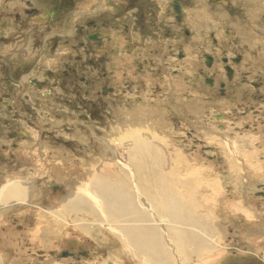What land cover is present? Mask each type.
I'll return each instance as SVG.
<instances>
[{
  "label": "rangeland",
  "instance_id": "1",
  "mask_svg": "<svg viewBox=\"0 0 264 264\" xmlns=\"http://www.w3.org/2000/svg\"><path fill=\"white\" fill-rule=\"evenodd\" d=\"M152 1L155 2L156 0ZM164 1L168 6L172 3V0ZM115 5L123 9L129 8L119 0H115ZM184 5L188 16L191 18H187L184 27L191 31L189 34L192 37H187L184 34L183 36L187 39H181V46L187 47L186 45L194 40L195 35L196 37L206 38L210 32H213L219 42H222L221 46L225 44L224 51L214 52L212 45L204 43V41L205 50L203 54H212L217 60L221 56L233 57L240 54L235 49L242 43L244 48L249 49L247 57L249 62L255 65L254 75L257 71V65L262 70L263 64L256 63L252 52L255 51L254 49H260L264 52V0H186ZM227 8L229 12L224 11ZM137 13V11H134L124 18H131ZM250 13L252 14L249 15ZM116 14L113 12L110 17ZM197 14L203 15V17L208 16V19L201 24L202 16ZM199 18H201V21ZM224 18L226 23L223 25L222 20ZM209 19L215 23L211 22L212 25L209 24ZM244 24L251 26L258 24L261 27L260 30L263 33H256L260 35L259 40L254 32L247 31L251 27L246 30ZM226 27L230 30H226ZM203 28L204 31H202ZM134 29L132 28L128 34L123 33L121 28L119 31H115L114 28L110 32L104 31L107 39L112 42L115 48L114 55L109 59L110 63L106 65L110 77L106 84L111 88L110 85L114 81L115 92L112 96L111 93L107 95L105 107L96 109L94 105L91 107V104L87 107V111L84 110L85 107H81V112H79L78 107L72 105L79 101L83 102L84 98L83 96L75 97V94L68 89V95L62 98V100L67 99L69 101L68 107H64L61 99L56 98L60 104L52 98L57 103L56 107H38V109H35L37 115L44 111L51 113V116L47 118L31 116L32 121L29 120V123L24 121L25 124H29L27 127V132L29 131L27 140L37 141V145L32 146L34 149L29 147L31 153L26 154V160L22 158L24 161H19L15 156L21 151L20 147H17L18 150L15 149L16 147H10L11 150H9L8 143L10 142H6L2 144L7 145L8 148L1 151L0 146L1 152L9 151L14 154L13 157H10V154H6V157L0 156V188L6 184L2 180L3 178L9 181L17 178L14 175L10 176L9 179L4 177L7 176V173L11 174V172L16 171L26 178L27 182L35 181V184L39 183L44 186L42 192L33 191L38 195L40 193L38 199L33 200V193L31 199L24 196L26 199H23L26 203V205L22 204L24 206L16 203L11 204L9 209H7L8 207L2 209L3 206L6 207L10 203L3 204V202H0L1 212H15L12 214L5 213L0 221L2 233H8L6 238L4 237V240H1L0 263L264 264V196L262 195L264 194V118L253 117L255 116L253 112L247 118L241 114L242 110L240 108L236 109L237 111H232L234 107H218V105L210 103V98L214 95L215 90L207 87L205 90L202 83H200L204 78L202 73L205 71L200 53L196 54L192 51L199 64H190L188 60L176 63L178 66L182 65L181 67L185 71L184 75H179L180 77L177 76L178 71L168 74L171 72V64L167 70L162 71L161 58L163 50L161 47L159 48L162 55L158 57L155 53L158 51V44L154 45V41L158 37H151L148 40L147 45L151 48L149 56H143L147 55L145 50H140L142 46H139L143 42V34L141 31L136 33ZM195 29H198V31L200 29V35ZM193 34L195 35L193 36ZM166 40L169 42L164 41V43L171 44L178 54L176 42H171L170 39ZM172 41H175V39ZM133 45L139 46L136 49L140 53L137 50L136 54L133 52ZM150 45L153 46L150 47ZM192 58L194 59V57ZM146 59H149L150 62H145ZM172 59L173 62L179 60L176 56ZM106 63L107 61L103 63V66ZM190 65L194 69L186 72L191 67ZM138 69L141 71L140 73ZM100 70L101 67L89 65L87 68L88 79L95 77L92 81L96 80V76L101 75ZM199 73L200 80L194 81L191 79ZM143 78L146 79L143 81L144 83L142 82ZM185 78H188V80L186 81ZM115 81L118 83H115ZM138 81L142 82L143 87L149 92V96L146 94L148 105L139 107L137 105L141 103L143 98L131 101V99H134V95L140 96L135 93V89L136 91L142 90V87L137 83ZM172 83L177 86L173 90L175 92L170 91ZM100 87L101 85L97 83L92 88L95 90L88 91L83 87L81 91H88L87 97L94 99V94L99 89L101 92ZM122 89H124V92H122ZM161 90H165L167 96L169 95L167 104L161 103L158 101L159 98L156 99L152 95L153 92H160ZM178 95L180 96L178 97ZM200 97L208 101H201ZM132 102L136 103L131 104ZM87 105H89L88 102ZM165 105L167 107H164ZM91 109L97 110L99 115L93 117L90 112ZM136 109H145L143 113H150L148 114L149 117L142 118L145 114L141 113L139 116L143 120L133 119V111ZM261 111L264 114V107ZM126 112L132 115H121V113ZM224 112H232L233 115L223 114ZM80 114L85 115L86 118L82 119ZM124 117L128 119L126 120ZM156 119H159L160 123ZM49 122L50 124L46 126ZM34 123L38 126L36 127ZM22 129L24 127L19 130L22 131ZM125 129H128L127 132H125ZM49 130L51 131V138L42 135V133L44 134ZM138 133H141V138H134ZM149 138L150 140H148ZM148 141H150L151 146ZM53 150L59 151V155L51 153ZM42 152L45 153V156L46 153H51L53 156L47 160L41 154ZM135 157L150 158V161H146V163H150L149 165L156 163L147 171V175L153 183L143 184L144 189L149 188L148 193L152 196L151 200H146V197L142 194V174L133 160ZM22 172L27 174L24 175ZM133 178H136L140 187L142 198H138L139 201L163 203L171 211L170 198L168 199L169 196L165 197L169 182L177 187L178 195L183 198V201L193 208L192 220L194 226L184 220L183 213L176 209H174V212L171 211L172 217L165 221L167 226L165 223V225L161 224L160 226H158L159 223L150 224L151 228L158 229L163 235L165 248L161 258L151 256L150 254H153L155 250L147 245H141L130 256H125L122 253L118 254L121 250V242L118 238L120 236L125 237L122 240V244L125 245L124 252L130 250L127 245L131 246V240L133 239L132 234L128 236L126 233L127 230L128 232L132 231L125 224L127 219L125 217L121 218L120 224L115 226L116 223L101 212L94 217V212H97L98 208L95 210L96 203L92 197L94 194L90 188L95 181L106 185L104 182L106 180L108 184H114L117 187L116 180L125 192L131 194L132 205L135 210H139L134 204ZM51 183L57 184L53 191H51ZM73 186H78L81 191L77 193ZM106 186L112 189L110 186ZM60 187H64V195L57 192ZM156 188L160 189L161 198H158L156 194H151V190ZM171 191V193L169 191L170 195L175 194L174 197L177 198L176 189L173 188ZM53 194H57L56 198L63 197L62 199L65 200L61 203L63 210H60L61 213L56 216L50 214L51 210L48 209V206L51 208V200H54L50 198ZM77 194H80V196H77ZM191 199L193 200L191 201ZM80 200L84 203L79 202ZM190 202L191 204H189ZM17 204L19 206L14 208L13 206ZM90 204L94 206L95 211L88 207V205L91 206ZM65 205L72 207H66ZM20 210L23 211L20 212ZM18 211L19 213H16ZM149 214L151 221L160 222L156 209L149 207ZM108 220L114 225L111 224L114 228L113 231L108 226ZM183 222L185 225H181ZM177 223L180 224V227L176 230L181 233L182 239L186 243L180 242V239H175L176 234L169 236L170 230L169 232L166 230L169 224ZM187 234L188 237H194L192 241L186 239L185 235ZM158 245L160 246V240ZM94 246L96 247L94 248ZM67 251L74 254V257H72L74 259L65 260L61 256L56 258L54 256V253L59 254Z\"/></svg>",
  "mask_w": 264,
  "mask_h": 264
},
{
  "label": "flooded vegetation",
  "instance_id": "2",
  "mask_svg": "<svg viewBox=\"0 0 264 264\" xmlns=\"http://www.w3.org/2000/svg\"><path fill=\"white\" fill-rule=\"evenodd\" d=\"M119 2L126 4L129 8L123 9L116 6L115 0H0L1 151L8 148L7 145L2 144L6 142H13L10 147H19L17 145H20L28 136L27 127L29 124H25V122L32 121L31 116L39 118L51 116V113L44 111L37 115L35 109L56 107L57 103L53 100L57 101L56 98L62 100L68 95V89L75 94V97L83 96L84 98L83 102L79 101L72 105L78 107L79 112H81V107H85L84 110L87 111V107L91 104V107L94 105L96 109L105 107L107 95L111 93L112 96L115 92L114 81L110 85L111 88L106 84L110 78L106 65L110 63L109 59L114 55L115 48L112 42L107 39L104 31L110 32L113 28L115 31H119L121 28L125 34L130 33L132 28H135L136 33L141 31L143 42L139 45L142 46L140 50L147 52V55L143 56H149L151 48L147 43L151 37L157 36L166 42H169L166 39H170L171 42L177 43V47L179 46L177 50L179 61L185 59V46H181L180 41L182 38H186L183 36L184 34L187 37H192L189 34L191 31L184 27L189 17L184 5L186 0H172L170 6L164 0L155 2L152 0H119ZM134 11L138 13L131 18H124ZM224 11L229 12V9H224ZM113 12L117 14L110 17ZM201 16L203 22L200 23L203 24L208 16L207 19L203 15ZM211 22L215 23L209 19V24L212 25ZM225 23L226 19L224 18L222 24ZM258 28L261 29V27ZM196 32L200 34L198 29ZM260 32L263 33L262 30ZM210 33L207 35L208 39L198 38L193 34V36L195 35L194 40L186 45L191 49L190 55L194 57V64L199 63L192 51L201 54L205 71L202 73L204 78L200 83L205 90L207 88L215 90L214 95L210 98V103L218 105V107H234L232 111L240 108L241 114L245 117L253 112L255 115L253 117L263 119L264 114L261 110L264 107V56L262 50L254 49L255 51L252 52L256 63L263 64L262 70L257 65L254 75L255 65L249 62L247 57L249 49L242 47L241 42L235 49L240 54L233 57L221 56L217 60L212 54H203L204 43H210L214 52L224 51L225 44L221 46L222 42H219L215 33ZM173 39L175 41H172ZM240 40L242 41L241 36ZM157 44L159 47L155 53L160 57L162 52L159 48L162 43ZM139 46H132L135 54L136 50L138 51L136 47L139 48ZM152 46L150 45V47ZM138 53L140 52L138 51ZM142 53L144 54V52ZM105 61L107 63L103 66ZM145 62H150V60L146 59ZM89 65L101 67V75L98 74L94 81L92 80L95 77L88 79L87 76ZM111 74L113 75L112 72ZM199 76L195 74L191 79L198 81L200 80ZM185 80L187 81L188 78ZM97 83L101 85V92L100 89L97 90L98 94H94V99H89L88 91L95 90L92 88ZM115 83L118 82L115 81ZM92 85L94 86L91 87ZM81 86L88 91H81L83 88ZM162 92V90L153 92L152 95L156 99L159 97L158 101H161L165 98ZM135 93L140 96L134 95V99L131 101L143 98L137 107L144 105L147 95L142 90L136 91L135 89ZM199 99L208 101L201 97ZM62 101L64 107H68L69 101L67 99ZM165 102L167 104V101ZM51 103L53 104L51 105ZM90 112L93 117L99 115L97 110L91 109ZM81 117L82 119L86 118L85 115ZM49 124L50 122L46 126ZM35 126L37 127L38 124ZM23 127L22 131L19 130ZM42 135L51 138V131L44 132ZM1 151L0 156L3 157H6V154H10V157L14 155L9 151Z\"/></svg>",
  "mask_w": 264,
  "mask_h": 264
},
{
  "label": "bare ground",
  "instance_id": "3",
  "mask_svg": "<svg viewBox=\"0 0 264 264\" xmlns=\"http://www.w3.org/2000/svg\"><path fill=\"white\" fill-rule=\"evenodd\" d=\"M196 11V10H195ZM186 13V12H185ZM188 13V12H187ZM185 15V14H184ZM187 15V14H186ZM197 15H199V14H197ZM188 16V15H187ZM193 16V15H192ZM190 18V17H189ZM194 18V17H193ZM191 19V18H190ZM197 19V18H196ZM200 19V21H201V18H199ZM206 19H207V17H206ZM199 21V20H198ZM189 22H190V20H189ZM193 22V21H192ZM201 22H203V20L201 21ZM190 24H193V23H190ZM198 24V23H197ZM186 26V25H185ZM196 26V25H195ZM209 26V25H208ZM208 26H207V28H208ZM189 29V28H188ZM204 29V28H203ZM203 29H202V31H203ZM197 29H195V31H196ZM211 30V29H210ZM209 30V31H210ZM199 31H200V29H199ZM194 33V32H193ZM200 33V32H199ZM212 33V32H211ZM210 33V34H211ZM200 35V34H199ZM201 35H202V33H201ZM204 35H205V33H204ZM200 37V36H199ZM198 37V38H199ZM207 38V37H206ZM159 42H161L162 43V46H161V49L163 50V56H162V58H161V68H162V71H164V69L165 70H167L168 69V67L170 66V64H171V72L170 73H168V74H172L173 72H175V71H178V75L177 76H179V75H184V73H185V71H183V69H182V65L181 66H178L176 63L177 62H179V60H175L174 62H173V57H177L178 58V54H179V52H178V54L176 53V51L172 48V46H171V44H169V43H164V41L163 40H161L159 37L157 38V39H155V41H154V45H155V43H159ZM181 42V41H180ZM186 42V41H185ZM196 42V41H195ZM188 43V42H187ZM163 44H165L164 46H163ZM175 45L177 46V43H175ZM179 45V44H178ZM193 45H195V44H193ZM159 47V46H158ZM179 47V46H178ZM189 47H191V46H189ZM243 47V46H242ZM190 49V48H189ZM189 49L187 48V47H185L184 48V54H185V59L184 60H182V61H185V60H188L189 61V63L190 64H193V63H195L194 62V60H193V58L191 57V55H190V51H189ZM195 51V50H194ZM197 52V51H196ZM183 54V53H182ZM183 59V58H182ZM209 60V59H208ZM187 61V62H188ZM191 66V65H190ZM195 67V66H194ZM175 68H177V69H175ZM191 69H194L192 66L189 68V69H187L186 70V72L188 71V72H190L191 71ZM169 71V70H168ZM164 73V72H163ZM165 74V73H164ZM192 75V74H191ZM146 76V75H145ZM170 76V75H169ZM186 76V75H185ZM193 76V75H192ZM199 76V75H198ZM147 77V76H146ZM180 77V76H179ZM194 77V76H193ZM148 78H151V79H153L152 77H148ZM170 78V77H169ZM176 78H178V77H176ZM183 78V77H182ZM199 78V77H198ZM155 79V78H154ZM234 79V78H233ZM144 80H146V79H144L143 78V80H142V82L144 81ZM159 81V80H158ZM169 81H170V79H169ZM195 81V80H194ZM236 81V80H235ZM142 82H137V83H139V85L142 87V92H144L145 94H147L148 96H149V92L146 90V88L145 87H143V85H142ZM168 82V81H167ZM179 82V81H178ZM218 82V81H217ZM144 83V82H143ZM157 83V82H156ZM151 84V83H150ZM188 84V83H187ZM225 84V83H224ZM232 84V83H231ZM158 85V84H157ZM189 85H191V84H189ZM150 86V85H149ZM171 86H172V89H170V91H173V90H175V88L177 87L176 86V84L175 83H172L171 84ZM219 86V85H218ZM230 86V85H229ZM182 87H183V85H182ZM226 87V86H225ZM234 87V86H233ZM238 87V86H237ZM239 87H240V85H239ZM180 88V87H179ZM264 88V87H263ZM163 90V89H162ZM178 90H180V89H178ZM183 90V89H182ZM236 91V90H235ZM173 92H175V91H173ZM177 92V91H176ZM164 95H165V98L163 99V100H161L160 102L161 103H164L165 101H167L168 99H169V95L167 96L166 95V92H165V90L162 92ZM158 94H160V93H158ZM157 94V95H158ZM176 95V94H175ZM229 95V94H228ZM228 95H227V97H228ZM159 96V95H158ZM180 95H178V97H179ZM249 97V96H248ZM159 98V97H158ZM162 98V97H161ZM175 98V97H174ZM225 98V97H224ZM235 98V97H234ZM173 99V98H172ZM178 99V98H177ZM229 99V98H228ZM233 99V98H232ZM174 100V99H173ZM179 100V99H178ZM236 100V99H235ZM182 101V100H181ZM180 101V102H181ZM233 101V100H232ZM179 102V101H178ZM166 103V102H165ZM188 103V102H187ZM237 103V102H236ZM181 104V103H180ZM145 105H148L147 104V100H146V103L144 104V105H140V106H145ZM150 105H151V103H150ZM187 105V104H186ZM229 105V104H228ZM231 105V104H230ZM234 105V104H233ZM258 105V104H257ZM184 106H185V104H184ZM189 106V105H188ZM235 106V105H234ZM173 107V106H172ZM187 107V106H186ZM191 107V106H190ZM188 108V107H187ZM189 109V108H188ZM143 111H145V109H136V110H134L133 111V116L132 117H134L133 119H136V118H139V119H142V118H147V116H148V114H150V113H148V114H146L145 112L143 113ZM237 111V110H236ZM240 111V110H239ZM185 112V111H184ZM145 114V116H143L142 118H140V114ZM195 113V112H194ZM246 113V112H245ZM196 114H197V112H196ZM195 114V115H196ZM223 114H227V115H233L232 114V112H224ZM121 115H128V116H130V115H132V114H128V112H126V113H121ZM193 116V115H192ZM224 116V115H223ZM149 117V116H148ZM125 118V117H124ZM231 118V117H230ZM247 118H248V116H247ZM258 118V117H257ZM118 119V118H117ZM126 120L128 119V118H125ZM226 119V118H225ZM245 119V118H244ZM130 120V119H129ZM143 120V119H142ZM157 121H158V123H160V121H159V119H156ZM236 124V123H235ZM116 125V124H115ZM226 125V124H225ZM167 126V125H166ZM259 126V125H258ZM107 127V126H106ZM112 127V126H111ZM133 127V126H132ZM224 127V126H223ZM236 127V126H235ZM134 128V127H133ZM103 129V128H102ZM179 129V128H178ZM126 131L125 132H127V130L128 129H125ZM131 130V129H130ZM136 131V130H135ZM128 133H130V132H128ZM125 135V134H124ZM154 135V134H153ZM125 136H127V135H125ZM132 138H133V136H132ZM134 138H141V133H138V134H136V136H134ZM162 138V137H161ZM157 139V138H156ZM164 139H165V137H164ZM148 140H150V138L148 139ZM158 140V139H157ZM160 140H162V139H160ZM165 141V140H164ZM13 143V142H12ZM11 142L10 143H8V145H9V147H10V145L12 144ZM148 143H149V145L151 146V143H150V141H148ZM166 143V142H165ZM168 143V142H167ZM156 145V144H155ZM167 145V144H166ZM17 146H19L20 147V149H21V151L19 152V154L18 155H16L15 154V156L16 157H18V159H19V161H24L22 158H24L25 160H26V154L28 153H30V150L27 148V147H25V146H20V145H17ZM157 146V145H156ZM261 146V145H260ZM159 147V146H158ZM154 149H156L155 147H153ZM17 150H18V148H16ZM19 149V150H20ZM158 149V148H157ZM57 150V149H56ZM161 151H162V149H160ZM164 152V151H163ZM51 153H55V154H58L59 155V151H51ZM160 154V153H159ZM164 157V156H163ZM155 159V158H154ZM238 159V158H237ZM134 162L136 163V165H137V168H138V170H139V172L142 174V177H141V184H142V189H141V191H142V194H144V196L146 197V200H151L152 199V196L148 193V190H149V188L146 190V189H144V187H143V184L144 183H153V181L150 179V177L147 175V171L151 168V167H153L156 163H152L151 165H149L148 163H146V161L148 162V161H150V158H143V157H135L134 159ZM144 161V163H142ZM28 168V167H27ZM8 171H9V169H8ZM11 172V171H10ZM9 172V173H10ZM24 175H26L27 173H25V172H22ZM12 175H14V176H16L17 178L16 179H14V180H12V181H10V187L8 188V190H10V193L12 194V197H13V204H16V203H21V205L22 204H24V205H26V203H24L25 201L24 200H26L25 199V197H29V199H31V194L33 193V191L34 192H42L43 191V188L42 187H44V186H42L41 184H37V188L35 187L36 186V184L34 183V182H29L28 181V183H29V187L26 189V190H22V188L24 187V186H26L27 185V179L26 178H24L18 171H16L15 173L14 172H11V174H8L7 173V176H4V177H6V178H8V177H10V176H12ZM19 177H21L20 179H19ZM37 180V179H36ZM104 182L106 183V185H108V186H110L112 189H110L109 187H107L105 184H103L102 182H99V181H95L93 184H92V186H91V188L90 189H92V192H93V194L94 195H92V197H93V199L95 200V203H96V206L97 207H95V210L98 208V211L96 212L95 210H94V206H92L91 204V206H89L88 205V207L91 209V210H93V211H95L94 212V217H96V215H98V214H100V212L101 213H103L104 215H107L106 217H108L109 219L111 218L115 223H116V225L115 226H118L119 224H120V219L121 218H123V217H125L127 220H126V222H125V224H126V226H127V228L129 229V230H131L132 229V231L131 232H128V230H127V235L128 236H130L131 234H132V236H133V239L131 240V246H129L130 248V250L128 251L127 250V252H124V250H123V248L125 247V245L124 244H122L123 242H122V240L125 238L124 236H118L119 238H118V240H120V242H121V246H120V251L118 252V254H124L125 256H130V254H132L133 252H136L138 249H139V247L141 246V245H144V246H148V247H150V248H152V249H154L155 250V252L153 253V257L154 258H161V254H162V250H161V247L158 245V243H159V240H160V236L162 235L159 231H158V229H153V228H151V226H150V224H156V223H159V225L158 226H160L161 224L163 225L164 223L166 224V226H167V223L165 222L166 220H168V219H170L171 217H172V212H174V209L180 204V203H182V205H183V207H184V211H183V216L186 218V219H188V221L190 222V223H193L194 221L192 220V214H193V211H192V206H190V205H188V204H185L183 201H180V200H178L177 198L176 199H171V197H173V196H171L170 197V209H171V211L169 210V209H167L165 206H164V204L163 203H159V202H153V201H139V200H135L134 199V204H135V206L139 209V210H135L134 209V207H133V205H132V200H131V194L128 192H125V190L122 188V186L115 180V182H116V184H117V187L114 185V184H108L107 183V181L106 180H104ZM53 183H55V182H53ZM196 183V182H195ZM170 183L168 182V190H170V189H172L173 188V186H170L169 185ZM57 186V184H52L51 183V191H53V188L54 187H56ZM59 186H61V185H59ZM58 186V187H59ZM74 187V189L77 191V193L79 192V191H81V190H79V188H78V186H73ZM180 187V186H179ZM183 187V186H182ZM68 189V188H67ZM73 189V188H72ZM81 189V188H80ZM177 189V188H176ZM49 190V189H48ZM63 190H64V187H60V190H58L57 192H59V193H63V195H64V192H63ZM70 190V189H69ZM179 190H180V188H179ZM195 190V189H194ZM184 191V190H183ZM196 191V190H195ZM194 191V192H195ZM172 191H170V193H171ZM189 192V191H188ZM26 193V194H25ZM37 193H33L32 194V196L34 195V198H33V200L35 199H38L39 197H40V193H39V195L37 194ZM59 193H57V194H59ZM169 193V192H168ZM35 194H37V195H35ZM57 194H53V195H51V197L50 198H53L54 200H51V208H50V206H48V209L49 210H51V212H49L50 214H52V215H57V214H59V213H61V211L60 210H63V205L61 206V203H63L65 200L64 199H62L61 197L58 199V198H56L55 196H57ZM72 194V193H71ZM151 194H156V196L158 197V193L153 189V190H151ZM81 195H83V194H81ZM185 195V194H184ZM25 196V197H24ZM68 196V195H67ZM77 196H80V194L78 195L77 194ZM83 196H85V195H83ZM89 196V195H88ZM91 196V195H90ZM89 196V197H90ZM70 197V196H69ZM82 197V196H81ZM80 197V198H81ZM160 197V196H159ZM158 197V198H159ZM193 197V196H192ZM49 198V199H50ZM83 198V197H82ZM161 198V197H160ZM24 199V200H23ZM62 199V200H61ZM72 200H73V198H71ZM77 199V198H76ZM195 199V198H194ZM211 199V198H210ZM57 200H59V201H57ZM193 199H191V201H192ZM28 201V200H27ZM48 201V200H47ZM57 201V202H56ZM70 201V200H69ZM88 201V200H87ZM86 201V202H87ZM107 201H109L108 203H107ZM197 201V200H196ZM45 202V201H44ZM79 202H83V201H79ZM92 202V201H91ZM66 203V202H65ZM69 203H71V202H69ZM84 203V202H83ZM153 203V204H152ZM193 204L195 203V201L194 202H192ZM68 204V203H67ZM75 204V203H74ZM189 204H191V202L189 203ZM24 205H22V206H24ZM33 205V204H32ZM31 205V206H32ZM82 205H84V204H82ZM87 205V204H86ZM19 205L17 204L16 206H14V207H18ZM21 206V207H22ZM43 206V205H42ZM66 207H72V206H68V205H65ZM74 206V205H73ZM100 206H101V209H100ZM44 207H46V206H44ZM43 207V208H44ZM79 207V206H78ZM145 209H143V208ZM149 207H152V208H154V209H156V211H157V213H158V215H159V218H160V222H163V223H160V222H156V221H151V217H150V214H149ZM156 207V208H155ZM199 207V206H198ZM34 208V207H33ZM40 209L42 210V208L40 207ZM103 210H105L104 212H103ZM195 210H196V208H195ZM31 212H32V210H30ZM60 211V212H59ZM41 212V211H40ZM36 213V212H35ZM54 213H56V214H54ZM62 213H63V211H62ZM119 213V214H118ZM48 214V213H47ZM49 214V215H50ZM190 214V215H189ZM195 214V213H194ZM63 219V218H62ZM106 220V219H105ZM50 222H51V220H50ZM106 223V222H105ZM107 223H108V226H109V228H112V230L111 231H113L114 230V228L112 227V226H114L113 225V223L110 221V220H108L107 221ZM111 224H112V226H111ZM164 224V225H165ZM213 223H211V225H212ZM157 226V227H158ZM213 226H214V224H213ZM160 228V227H159ZM166 228V227H165ZM211 228H213V227H211ZM215 228V227H214ZM217 228H218V225H217ZM219 228H220V226H219ZM142 229H144V230H149V231H146V234H143L142 233ZM169 229V228H168ZM160 230V229H159ZM175 232H176V234L177 235H179V236H181L182 237V235H181V233L179 232V231H177V230H175ZM218 232V231H217ZM6 236V235H5ZM13 237V236H12ZM6 238V237H5ZM8 238H9V236H8ZM139 238H141L140 240H139ZM168 239V238H167ZM210 239H211V237H210ZM1 240V239H0ZM4 240V239H3ZM51 241V240H50ZM178 241V240H177ZM180 241L182 242V243H186L185 241H184V239H180ZM5 242V241H4ZM3 242V243H4ZM174 242V241H173ZM7 243V242H6ZM162 243H163V245L165 246V244H164V242H163V240H162ZM4 245H5V243H4ZM34 245H35V243H34ZM186 245V244H185ZM188 245V244H187ZM96 246H94V248H95ZM35 248V247H34ZM92 249V248H91ZM112 249V248H111ZM179 249V248H178ZM45 250V249H44ZM82 250V249H81ZM84 250V249H83ZM181 250V249H180ZM179 250V251H180ZM50 251V250H49ZM57 251V250H56ZM171 251V250H170ZM29 252V251H28ZM84 252V251H83ZM88 252V251H87ZM91 252V251H90ZM93 252V251H92ZM115 252V251H114ZM10 253V252H9ZM64 253H66V252H60L59 254L57 253V254H55L54 253V256H55V258L56 257H58V256H61L62 257V254H64ZM67 253H69V254H71V256L69 255V257H64V259L65 260H67V259H74V258H72V257H74V254H72L71 252H68L67 251ZM81 253H82V251H81ZM94 253H96V252H94ZM116 253V252H115ZM177 253V252H176ZM179 253V252H178ZM53 254V253H52ZM183 254H184V252H183ZM50 255V254H49ZM93 255V254H92ZM16 256V255H15ZM91 256V255H90ZM11 257V256H10ZM23 257V256H22ZM29 257V256H28ZM122 257V256H121ZM170 257V256H169ZM18 258V257H17ZM63 258V257H62ZM94 258V257H93ZM102 258V257H101ZM100 258V259H101ZM128 258V257H127ZM166 258V257H165ZM83 259V258H82ZM105 259V258H104ZM153 259V258H152ZM176 259V258H175ZM21 260V259H20ZM107 260V259H106ZM118 260V259H117ZM122 260H123V258H122ZM133 260V259H132ZM157 260H159V259H157ZM12 261V260H11ZM14 261V260H13ZM17 261H18V259H17ZM22 261V260H21ZM35 261V260H34ZM98 261V260H97ZM147 261V260H146ZM160 262H161V260H159ZM162 261H163V259H162ZM96 262V261H95ZM105 262H107V261H105ZM156 262V261H155ZM175 262V261H174ZM14 263V262H13ZM12 263V264H13ZM92 263V262H91ZM131 263V262H130ZM76 264V263H75ZM104 264V263H103ZM106 264V263H105ZM156 264H158V263H156ZM182 264V263H181Z\"/></svg>",
  "mask_w": 264,
  "mask_h": 264
},
{
  "label": "crops",
  "instance_id": "4",
  "mask_svg": "<svg viewBox=\"0 0 264 264\" xmlns=\"http://www.w3.org/2000/svg\"><path fill=\"white\" fill-rule=\"evenodd\" d=\"M252 13H250L249 15H251ZM251 22V21H250ZM250 22H248V23H250ZM244 26H245V29L247 30V28L248 27H251L249 30H247V31H249V32H254L255 34L256 33H261L260 32V29L258 28L259 27V25L257 24V25H255V26H251V25H247V24H244ZM259 36L260 35H257L256 34V37L258 38V40H259ZM260 42H261V40H260ZM262 53H263V56H264V52L262 51ZM28 139V136L26 137V140ZM35 145H37V141L36 140H34V141H29V140H27V141H23L22 143H21V145L20 146H25V147H27L28 149H29V147L30 148H32V149H34L32 146H35ZM30 150V153H31V149H29ZM42 155H44L45 156V153L44 152H42L41 153ZM50 154V155H49ZM51 156H53V155H51V153H46V159L48 160ZM17 159H18V157H16ZM44 168V167H43ZM15 173V172H14ZM6 178V177H5ZM8 179H9V177H8ZM4 182H6V184H4L1 188H0V202H3V204H8V203H10L9 205H6V207H2V209H4V208H7V209H9V208H11V204H13V197H12V194L10 193V190H8V188L10 187V181L9 180H6V179H2ZM133 187H132V191H133V198L136 200H138V198H142V196H141V191H140V187H139V185L137 184V180H136V178H133ZM170 186H173V188H177L174 184H169ZM29 187V185H28V182H27V185L26 186H24L23 188H22V190H26L27 188ZM173 188L172 189H170V190H168L167 192H165L166 194H165V197H167V196H169L168 197V199L171 197V196H173V197H171V199H176L175 197H174V195H170V193H168L169 191H171V190H173ZM142 189V188H141ZM157 193H158V197L160 196V189L159 188H156V189H154ZM176 196H177V198L180 200V201H183V198L182 197H180L179 195H178V189H176ZM184 202V201H183ZM185 203V202H184ZM21 204V203H20ZM186 204V203H185ZM14 207V206H13ZM95 207H97V206H95ZM15 208V207H14ZM176 210H178V211H181L182 213H183V211H184V207H183V205H182V203H180L176 208H175ZM21 211H23V210H20V212ZM6 213V211L4 212H1V210H0V221H1V219L3 218V216H4V214ZM12 213H15V212H7L6 214H12ZM16 213H19V211L18 212H16ZM184 220H186V221H188V219H186V218H183ZM164 222V221H163ZM163 222H160V223H163ZM189 222V221H188ZM169 225H170V228H169ZM168 225V228H166V230L169 232V230H170V232H169V236H171V235H173V234H176V232H175V230L177 229V228H179L180 227V224L179 223H177V224H169ZM181 225H185V223L183 222ZM191 226L193 225L194 226V224L193 223H191L190 224ZM2 229L0 228V239L2 240L4 237H6L7 235H8V233H2ZM146 231H149V230H144V229H142V233L143 234H146ZM171 233V234H170ZM6 235V236H5ZM185 237H186V239L188 240V241H192L193 240V236H189L188 237V234L187 235H185ZM160 247H161V250H162V254H161V257H163V249L165 248V246L163 245V243H162V240H163V235H161L160 237ZM175 239H182V237L181 236H179V235H177L176 234V237H175ZM1 240H0V247L2 246V244H1ZM181 242V241H180ZM127 247H129V245H127ZM130 248V247H129ZM7 250V249H6ZM13 250V249H12ZM9 251H11V250H9ZM167 252V251H166ZM133 253H135V252H133ZM151 256L153 255V254H150ZM148 257V256H147ZM168 262V261H167ZM0 264H3V263H0Z\"/></svg>",
  "mask_w": 264,
  "mask_h": 264
},
{
  "label": "water",
  "instance_id": "5",
  "mask_svg": "<svg viewBox=\"0 0 264 264\" xmlns=\"http://www.w3.org/2000/svg\"><path fill=\"white\" fill-rule=\"evenodd\" d=\"M263 196H264V194H262ZM69 255L71 256V254H69V253H64V254H62V257L64 258V257H69Z\"/></svg>",
  "mask_w": 264,
  "mask_h": 264
}]
</instances>
